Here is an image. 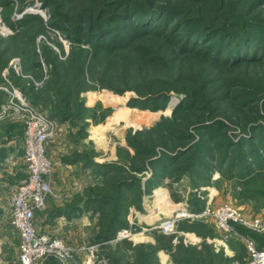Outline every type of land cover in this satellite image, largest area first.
I'll return each mask as SVG.
<instances>
[{
  "label": "trees",
  "instance_id": "trees-1",
  "mask_svg": "<svg viewBox=\"0 0 264 264\" xmlns=\"http://www.w3.org/2000/svg\"><path fill=\"white\" fill-rule=\"evenodd\" d=\"M40 1L51 10L49 21L26 14L17 26L23 34L42 35L59 47L60 55L46 44L22 54L23 70H33L44 81L41 90L32 86L28 91L36 93V104L41 103L38 93L44 92L51 108L45 113L54 122L83 121L86 113L102 122L106 113L96 121L98 107H85L83 95L92 90L122 95L135 89L140 97L131 99L129 107L152 111L166 109L172 92L185 95L171 118L149 130L155 135L153 144L136 139L142 133L130 137L134 156L125 148L113 163L64 157L107 183L106 190L87 196L99 214L96 244L116 241L112 264H159L161 251L176 264H221L222 254L207 242L199 250L181 240L183 233L212 236L205 219L178 221L174 235L154 231L155 244L134 246L117 237L130 228L131 210L141 209L144 196L165 178L179 182L187 174L197 188L227 182L239 188L244 202L264 199V0ZM0 5L6 11L14 6L11 0H0ZM57 32L70 44L66 56ZM45 65L52 67L47 80ZM128 83L135 87L117 85ZM148 84L152 88L140 93ZM206 204L192 193L190 212L201 214ZM233 227L264 250V236ZM47 264L61 263L51 259Z\"/></svg>",
  "mask_w": 264,
  "mask_h": 264
},
{
  "label": "rangeland",
  "instance_id": "rangeland-1",
  "mask_svg": "<svg viewBox=\"0 0 264 264\" xmlns=\"http://www.w3.org/2000/svg\"><path fill=\"white\" fill-rule=\"evenodd\" d=\"M11 1L14 6L13 9H9L8 11H6L5 7L0 5V35L3 37L0 44V82L5 89L0 91L5 94L0 96V211H3L6 203H11L15 181L26 172V167L20 154L21 146H23L24 142V125L21 121L14 119L12 116H3L2 107L8 105L10 102V93L18 92L25 100L33 103L32 105H35L43 112L48 113L51 109L48 104L50 100H48V98L46 100L43 91L38 93L41 103L36 104L37 102L33 101V95L36 93L28 91L29 88L34 86L35 91L41 90L44 86V81L36 79V77H34L36 72L33 70L30 72L23 70L22 54H24L26 49H29L30 47V51H39L42 46L46 44L49 47H52L55 52L60 55L59 47H56L52 40H47L42 35L39 37H32L31 34L25 35V33L23 34L21 31V27H19V25L17 26V21L23 18L24 15H21L31 5L37 3L42 5L45 13L44 15L38 14V16H40L45 23L51 18V10L45 8L40 0H22L23 2H21V0ZM11 24H13L14 27H12ZM61 33L58 34L57 40H60L63 43L66 52L62 56H66L70 51V44L64 40V38H61ZM31 37L34 39H31ZM3 50L4 52L2 54L1 52ZM62 58L65 59L64 57ZM51 68L52 67L45 65V80L49 78L50 74L48 71H51ZM117 85L124 88L135 87L132 86L131 83L124 86L120 84ZM149 88H152V85L148 84L141 87L140 93L146 92L144 89L147 90ZM22 89L27 90L28 93H26L25 90L24 92ZM83 96L86 108L91 110L98 107L96 110V121L102 120L103 113H106L105 119L102 122H95V119L92 117L93 115L91 116V113H86V119L83 121L79 118H76L74 121L68 118V121L66 122H57L54 135L50 137L48 143V154L51 156L58 157L60 154L66 155L65 157L71 156L73 158H76V156H90L93 157L94 161L97 160V162L107 161L115 157L116 160L114 162H117L120 157V152H122L121 150L125 148L129 149L134 156L136 151L131 146L129 140L130 137L134 139L138 134L142 133V135L137 136L136 139H139L144 143L150 142L153 144L155 135H151L149 130L155 127L162 119L171 118L174 110L185 98L183 93L172 92L166 109L152 111L149 109L129 107L131 99L140 97L135 89L126 91L122 95L116 94L109 89H97L89 91ZM173 103H175L174 107ZM50 155L49 157L51 159ZM184 175L185 176L179 182H175L171 178H165L163 185L160 187L166 188V196L173 205L178 206L181 203L188 204L187 211H179L174 216L170 217V213L166 210L165 202L164 205L158 204L155 208L158 210L159 214H161V217L165 216L161 218L159 224L174 219L177 215L182 214L183 212L189 216L196 215L190 212L189 204L192 199V193H197L203 199H206L207 202H211L209 204L212 208H217L221 205H232L240 209L247 219H260L264 224V199L244 202L238 197L239 188L236 189L232 184L227 182H220L218 185H202L197 188V186L193 184L191 177L187 174ZM50 178H52V175ZM217 179H220V174L218 173L215 174L213 181L216 182L218 181ZM76 180L88 185L85 186L84 191L86 196H93L94 194H97V192H100V189L102 190V188L105 190L107 189V186H105L107 183H102L91 170L88 171V173H78L76 175ZM156 190L157 188L144 196V198L149 195L155 197ZM202 192H205V194H201ZM136 210L140 214L139 216L143 218V206L141 209L137 208ZM184 219L198 220L200 218L194 216L189 218L185 217L181 220ZM206 220H210L212 223L210 224V227L214 229H211L212 236L202 238L194 233H183L181 234V240L183 243L185 245L198 246V249L200 250L202 249V244L207 242V244L212 247L211 249H213L214 253L222 254L223 261L221 264H247L249 254L244 240L237 238L234 234H225L220 231L214 219L208 218L205 219V221ZM98 222L99 216L97 217V227L99 228ZM156 226H158V224L151 228L133 224L131 228H129L130 230L133 229L131 237L120 238L118 233L117 241L128 239L134 246L155 244L156 240L154 231H159L164 234L161 230L156 229ZM246 229L253 232V234L255 233L256 235L264 236V231L256 232L249 228ZM234 231L238 233L235 229ZM98 236L99 233H87V245L76 250L71 248L65 241L66 245L73 252L76 264H112L111 252L115 248L116 241L112 243L96 244ZM247 238L255 241L251 236H247ZM0 240L5 241L0 245V264H19L17 234L11 232L0 233ZM175 243H177V241H175ZM91 252H93L94 255L92 262H90ZM163 253L169 256V260L172 264H176L173 261L171 254L165 251H161L158 255L159 264H163ZM51 259L63 264L56 257H49L44 262L47 260V262H49ZM205 260L209 261V258H206ZM47 262L45 264H47ZM170 262H168V264H171Z\"/></svg>",
  "mask_w": 264,
  "mask_h": 264
},
{
  "label": "built area",
  "instance_id": "built-area-1",
  "mask_svg": "<svg viewBox=\"0 0 264 264\" xmlns=\"http://www.w3.org/2000/svg\"><path fill=\"white\" fill-rule=\"evenodd\" d=\"M44 13L42 5L37 3L28 7L21 16L44 15ZM3 90H5L4 87L0 85V91ZM10 95V102L2 107V115L12 116L24 125L26 178L14 188L10 215V224L18 232L21 240L18 262L19 264H42L49 257H56L63 264H76L72 250L63 239L41 234L35 226L36 214L46 209L47 200L52 193L50 177L54 165L48 154V143L50 137L54 135L57 124L45 112L25 100L20 93L13 92ZM194 216L200 219L212 218L220 231L242 238L249 254L247 264H264V250H259L254 241L240 236L233 229V225L238 224L260 232L264 231L263 222L260 219H247L240 209L232 205H221L217 208L208 206L198 215L189 216L183 212L174 219L158 224L155 228L165 235H174L178 233V221ZM132 231L133 229L122 230L119 236L129 238ZM93 259L94 255L91 252L90 262Z\"/></svg>",
  "mask_w": 264,
  "mask_h": 264
},
{
  "label": "crops",
  "instance_id": "crops-1",
  "mask_svg": "<svg viewBox=\"0 0 264 264\" xmlns=\"http://www.w3.org/2000/svg\"><path fill=\"white\" fill-rule=\"evenodd\" d=\"M23 146H21L20 154L25 165ZM65 156L66 155L63 154L58 155V157L51 156L55 165L51 178L52 194L47 200L46 209L36 214L35 226L39 233L52 238L57 237L64 239V241H66L71 248L76 250L87 245V233L99 232V228L97 227V217L99 214L95 213L92 207L89 206L88 197L84 194L85 186L88 185L80 183L79 180H76V175L78 173H88L90 170L83 169V165L81 163L72 164L71 162L63 161ZM115 160L116 159L114 157L107 161L98 162L111 163ZM95 162L98 163L97 160ZM25 178L26 172L24 175L17 178L14 187H16L17 184ZM166 192V188L160 187L155 191V197L149 195L144 198L143 218L139 216L140 214L135 208L132 209L128 217L130 228L133 224L147 226L149 228L159 224L161 218L165 216L161 217V214H159L155 207L158 204L164 205V202L167 208L166 210L170 213V217L174 216L179 211H187L188 204L181 203L178 206L173 205L171 201H169V198L165 196L167 194ZM209 203L211 202H207L206 207L210 206ZM10 215L11 203H6L3 211H0V233H16L18 239L17 248L19 251L21 240L18 232L10 224ZM206 223L209 225L212 224L210 220H206ZM4 242L5 241L0 240V245ZM162 257L163 264H168V262H170L167 254L163 253Z\"/></svg>",
  "mask_w": 264,
  "mask_h": 264
},
{
  "label": "bare ground",
  "instance_id": "bare-ground-1",
  "mask_svg": "<svg viewBox=\"0 0 264 264\" xmlns=\"http://www.w3.org/2000/svg\"><path fill=\"white\" fill-rule=\"evenodd\" d=\"M174 104H175V103H173V107H174ZM171 107H172V106H171ZM166 195H167V194H166ZM166 195H165V196H166ZM167 198H168V197H167ZM163 199H164V198H163ZM163 199H162V200H163ZM168 204H169V203H168Z\"/></svg>",
  "mask_w": 264,
  "mask_h": 264
}]
</instances>
